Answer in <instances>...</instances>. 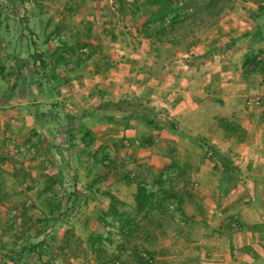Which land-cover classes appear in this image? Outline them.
Masks as SVG:
<instances>
[{"label": "crops", "instance_id": "crops-1", "mask_svg": "<svg viewBox=\"0 0 264 264\" xmlns=\"http://www.w3.org/2000/svg\"><path fill=\"white\" fill-rule=\"evenodd\" d=\"M245 2L253 6L251 1ZM240 23L243 24L239 27L241 33L236 34L237 30L232 32L229 28L219 39L205 42L208 49L201 50L194 42L181 50L179 40L174 53L161 51L165 46H160L158 51L151 46L152 54L147 57L146 66L129 68L127 73L133 83L128 84L122 82L121 71L120 74L116 71L120 63H111L113 67L107 64L108 70L103 71L93 56L75 62V66L63 72L54 64L31 72L23 66L27 65L24 59L16 60L20 63V73L4 64L0 74V194L10 193L11 183L35 176L42 180L39 182L55 181L51 188L56 189L57 177L66 175L54 165L58 157L62 162L64 154L71 157L73 151L67 148L78 143L83 152L79 127L86 128L91 136L93 128L110 126L120 135L130 133L138 137L133 140L137 144L133 159L138 161V155L151 156L153 147L159 143L144 135L151 128L131 123L125 128L119 122L99 121L97 116L84 113L107 102L108 109L99 108L95 112L98 116L120 115L115 116L119 118L123 111L116 110V106L124 97L131 98L130 102L132 99L143 101L145 97L155 108L171 116L173 131L178 132L179 139L160 144L168 150L167 160L185 166L180 176L192 181L180 192L181 210L172 212L168 222L160 219L157 229L148 230L150 236L144 229L134 233V237L146 240L142 245L151 258L148 264H264V202L259 210L236 198L251 192L264 197V6L257 12L249 10L247 15L243 14ZM136 29H139L138 18ZM247 77L255 80L248 84L251 90L240 92L246 87ZM250 95L258 96L260 105L245 107L243 101ZM163 129L169 130L165 126L158 130ZM30 134L36 137L33 142L36 152L31 159L32 167L38 166L34 173L26 161L17 155L9 156L12 148L30 143ZM95 137L90 142L95 148L88 149L91 153L102 148L103 142ZM203 144L228 147L234 155L231 159L238 169L237 177L246 175L251 180L237 179L226 196H219L218 179L208 178L212 174L220 175L213 167L210 153L203 156ZM147 158L142 161H149ZM136 174L135 170L128 173L130 177ZM126 184L129 192L120 197L125 204L120 205L123 210L132 208L136 189L134 181ZM20 190H25V194L32 191L21 187ZM232 192L236 195L231 200L227 197ZM233 216L241 226L238 231L229 226ZM89 219L72 218L70 223L76 220L85 226L95 224ZM56 238L61 240L62 236ZM122 255L130 263L136 261L129 250Z\"/></svg>", "mask_w": 264, "mask_h": 264}, {"label": "rangeland", "instance_id": "rangeland-1", "mask_svg": "<svg viewBox=\"0 0 264 264\" xmlns=\"http://www.w3.org/2000/svg\"><path fill=\"white\" fill-rule=\"evenodd\" d=\"M146 1L124 0V4L120 5L118 0H0V68H2L0 74L5 68L4 64L14 69L13 72L16 69V72L20 73V63L16 62L17 59H24L27 65L23 64V66L25 65L31 72L44 68L46 64L50 66L54 64L60 68L59 72H63L75 66V62L93 56L103 71L113 67L114 63H120L116 71L118 73L121 71L119 74L123 76L122 82L133 83L127 72L131 66L134 68L140 65L146 66L147 57L152 54L149 51L151 46L157 48V51L160 46H165V50L161 51H166L167 54L174 53L177 48L176 41L179 40L178 44H181L178 48L181 50L186 48L187 44L194 42L202 50L209 46L205 42L219 39L229 28L232 32L237 30L236 34L241 33L242 29L239 27H243L240 23L243 14L247 15L249 10L252 13L257 12L264 6L263 2H259V5L253 0H249L253 6L246 3V0H173L175 4L173 6L184 5L174 29L147 37L140 28L136 29L139 14L134 11L136 6ZM259 6L262 7L259 9ZM164 24H167V20ZM158 25L157 22L154 23L156 28ZM162 42L167 45H161ZM157 64L159 62L154 65ZM254 81V78H248L245 82L246 87L240 92H250L251 86L248 87V84ZM124 99L129 102L131 98L127 96ZM142 99L154 109L160 122L164 118L171 117L159 107L155 108L150 99L145 97ZM247 99H257L258 103L252 106L260 105L258 96L250 95L243 101L245 107ZM113 111L108 112L114 113ZM234 118L237 119L236 116ZM90 131L93 138L99 137L103 142L101 143L103 156L98 155L96 160L88 158L84 149L81 152L82 146L79 143L67 148L73 151L71 157L69 155L66 157L63 153L64 161L62 162L59 156V161L54 164L62 169L60 171L66 172L65 176L57 177L56 189L51 188L55 181L39 182L38 180H42L35 176L24 179L25 181L21 183H11V192L0 194L2 196L0 197V264H101L99 259L104 260L102 264H133V261L130 263L122 255L125 250L130 251L132 244L137 246L139 252L147 254L142 245L146 240L142 237L141 239L133 237L134 239H129V242L124 240V250L116 251V240L121 236L114 232L113 226L101 221L110 204L103 192L107 191L121 200L120 197L129 192L124 175H128L132 170L146 173L155 172L164 165L169 166L170 161L167 160L166 154L168 150H165V146L162 148L160 142L178 140V132L150 129V133L145 134L144 131V135L159 143L153 147L151 156L138 155V161H135L132 153L137 144L133 140L138 137L128 135L130 133L120 135L112 126L103 129L93 128ZM28 138L30 143L27 146L19 147L21 151L12 152L9 156L17 155L22 161L27 162L26 165L32 167L34 163L31 159L36 151L33 154L27 153L31 147H35L36 150L33 144L36 137L30 134ZM95 146L90 143L87 150L89 148L92 150ZM19 148L14 147L11 150ZM216 149L234 157L228 147L221 146ZM201 152L205 156L209 151L202 146ZM146 157L150 160L142 161ZM207 164V167L213 171L210 163ZM37 168L38 166L32 167L31 171L34 173ZM168 170L173 169L168 168ZM46 179L48 178H44ZM217 179H219L217 174H212V177L208 178L210 181ZM239 179L251 180L246 175ZM169 180L173 190L179 193L185 190L189 182H192L174 174L170 175ZM20 187L32 191L25 194V190H20ZM23 194L26 195V199L22 198ZM235 195L236 193L232 192L227 198H234ZM236 198L243 204L258 207L259 210L261 202H264V197L261 198V194L254 192L241 193ZM168 205L170 213L163 216V221L169 219L173 212V204L169 202ZM115 207L118 205L115 204ZM80 217L85 221L90 218L95 224L85 226L81 221L76 220L70 223L72 218ZM50 220L55 222L51 223ZM108 220L110 218L106 219L107 222ZM152 229H154L153 224L145 227L146 231ZM91 231L102 234V240L94 246L90 245L88 239ZM107 231L113 236L110 239L106 237ZM59 235L62 236L61 240L56 238ZM64 237L66 240L63 242ZM116 252L119 255L114 258Z\"/></svg>", "mask_w": 264, "mask_h": 264}, {"label": "trees", "instance_id": "trees-1", "mask_svg": "<svg viewBox=\"0 0 264 264\" xmlns=\"http://www.w3.org/2000/svg\"><path fill=\"white\" fill-rule=\"evenodd\" d=\"M253 1L258 4L259 2L264 3V0ZM118 2L120 5L124 4V0H118ZM173 5H175L173 4V0H147L146 3L142 2L140 6H136L134 8V11L138 12L139 14V28L145 36H155V34H162L166 31H171L174 29V24L178 20L179 15L182 13L184 5L180 7ZM260 7L262 6H259V9ZM165 20H167V24H164ZM155 22L159 24L157 28L154 26ZM149 23L150 25H148ZM251 59H255V57H252ZM252 62L255 63V60ZM109 107L110 105L105 102L103 104H99L90 111H85L84 113H88V115L93 117L97 116L99 121L111 123L114 121L119 122L125 128L131 123L132 125L141 124L148 128L158 130L160 128L159 125L162 124L161 126H165L167 129L173 130L174 122L167 118L162 119L160 122L156 116V112H154V109L151 106H148L145 101L132 99L131 102H128L125 99H122L120 102H118L116 110L123 111L125 114L119 118H115V116L108 113H102L100 116H98V114L95 112L96 109H108ZM78 131H81V141L83 142L84 151L89 156L88 158L96 160L98 155L103 156L102 148L95 151L94 153H91L88 150L86 151L85 149L88 147V143L93 140V136H91L90 132H88L86 128L79 127L77 129V132ZM203 147L209 151L210 157L213 159V167L220 175L216 186L217 193L219 196H226L235 186V183L238 179V169L227 153L219 152V150H217L213 145L206 144ZM96 163L97 161H95V164ZM168 168L173 170L170 171ZM184 169V165L180 166L175 161L170 160L169 166H161L155 172L147 171L146 173H143L142 171H139L138 174L133 177L124 175L123 178L125 182L128 183L134 181L136 183L134 202L131 209L128 207V209L123 210L120 205H125L124 202H121L107 191L103 192V194L108 197L110 204L108 209L103 214L104 216L101 218V221L104 223H109L110 226H113L112 228L114 229V232L121 236L119 240H116L115 249L117 252H121L122 249L124 250V240L129 242V239L134 237V233L138 232L140 229H144V231H146L145 227H147L149 224H153L154 229L159 227L160 219H163L164 215H169L170 213L167 203L170 202L173 204V212H179L181 210L182 194L173 190L169 178L171 174L180 176ZM176 171L178 173H176ZM115 204H117L118 207H115ZM171 216L172 214L170 217ZM153 217L154 219H152ZM107 218H110L108 222L106 221ZM140 222H142L141 225ZM146 234L149 235V232L146 231ZM101 235L102 234L93 233L91 231L88 236L90 245L94 246L95 243H99L102 240ZM106 237L107 239H110V237L113 236L111 232L107 231ZM65 240L66 237L63 238V242ZM60 248L61 247H59V249ZM92 248L94 251H96L94 247ZM98 248L99 244L97 246V249ZM139 251L140 250L136 245H131L130 252L131 255H133L132 257L134 260H139ZM117 255L119 254L117 253L113 255L115 256L114 258H116ZM103 262L104 260L101 261L99 259V263L102 264ZM138 264L146 263L144 261H139Z\"/></svg>", "mask_w": 264, "mask_h": 264}, {"label": "built area", "instance_id": "built-area-1", "mask_svg": "<svg viewBox=\"0 0 264 264\" xmlns=\"http://www.w3.org/2000/svg\"><path fill=\"white\" fill-rule=\"evenodd\" d=\"M85 51V49H84ZM258 101L257 99H254V100H250V99H247L245 104H246V107H251L252 105L254 104H257ZM21 151L22 149L19 148V149H13V150H9L10 153L12 152H16V151ZM35 151V147H31L29 150H28V153L27 154H33ZM9 153V154H10ZM229 226L233 229V230H240L241 229V226L236 218V216H233L230 220H229ZM139 261H144L146 264L148 263H151V258H149L145 253L143 252H140L139 254V260H136L135 262H133V264H138Z\"/></svg>", "mask_w": 264, "mask_h": 264}]
</instances>
